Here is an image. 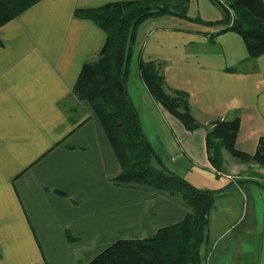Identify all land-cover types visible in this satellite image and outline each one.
<instances>
[{
    "label": "crops",
    "instance_id": "obj_1",
    "mask_svg": "<svg viewBox=\"0 0 264 264\" xmlns=\"http://www.w3.org/2000/svg\"><path fill=\"white\" fill-rule=\"evenodd\" d=\"M113 1L122 0H37L0 25V264H86L189 211L179 195L115 180L122 162L89 101L73 94L83 63L106 39L75 10ZM222 18L212 0H189L187 18L144 19L128 90L164 166L217 193L200 264H264V177L225 150L216 169L206 149L216 120L239 118L240 151L254 153L264 136V52L250 59ZM138 59L159 62L166 86L187 93L197 128L152 98Z\"/></svg>",
    "mask_w": 264,
    "mask_h": 264
},
{
    "label": "trees",
    "instance_id": "obj_2",
    "mask_svg": "<svg viewBox=\"0 0 264 264\" xmlns=\"http://www.w3.org/2000/svg\"><path fill=\"white\" fill-rule=\"evenodd\" d=\"M36 1L0 0V25ZM188 1L122 0L75 10L76 16L92 19L106 33L97 57L83 63L73 94L89 101L122 162V170L115 180L125 185L152 186L179 195L189 207L179 222L161 227L142 239L117 240L86 264H200L199 248L208 212L217 193L192 186L164 166L143 131L139 112L128 90L139 24L148 17L163 14L187 18ZM212 1L222 9L221 21L242 36L248 57L255 59L262 54L264 1ZM160 68L161 64L153 60L138 59L136 65L152 98L186 129L197 128L199 123L190 112L187 93L170 90ZM238 128L237 116L214 121L205 137L211 164L220 169L222 151L225 150L243 162L264 167V136L260 137L255 152L249 154L235 147Z\"/></svg>",
    "mask_w": 264,
    "mask_h": 264
},
{
    "label": "rangeland",
    "instance_id": "obj_3",
    "mask_svg": "<svg viewBox=\"0 0 264 264\" xmlns=\"http://www.w3.org/2000/svg\"><path fill=\"white\" fill-rule=\"evenodd\" d=\"M132 68H134V67L132 66ZM248 164H250L248 166L250 175H254V176H258V177H262V178L264 177V171H263L264 167H260L259 165H257L254 162H250ZM220 170H223L222 169V164H221Z\"/></svg>",
    "mask_w": 264,
    "mask_h": 264
}]
</instances>
